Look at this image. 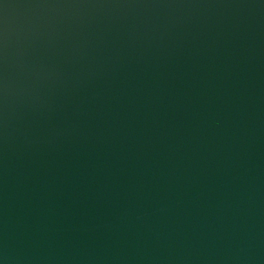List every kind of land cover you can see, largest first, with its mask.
<instances>
[{"label": "water", "instance_id": "1", "mask_svg": "<svg viewBox=\"0 0 264 264\" xmlns=\"http://www.w3.org/2000/svg\"><path fill=\"white\" fill-rule=\"evenodd\" d=\"M0 264H264V0H0Z\"/></svg>", "mask_w": 264, "mask_h": 264}]
</instances>
